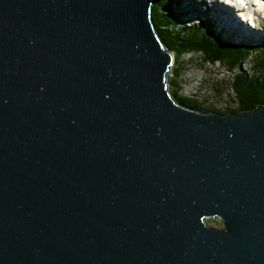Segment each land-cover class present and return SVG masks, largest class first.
Instances as JSON below:
<instances>
[{
    "label": "water",
    "instance_id": "1",
    "mask_svg": "<svg viewBox=\"0 0 264 264\" xmlns=\"http://www.w3.org/2000/svg\"><path fill=\"white\" fill-rule=\"evenodd\" d=\"M153 4L0 0V264H264V104L177 102Z\"/></svg>",
    "mask_w": 264,
    "mask_h": 264
},
{
    "label": "rangeland",
    "instance_id": "2",
    "mask_svg": "<svg viewBox=\"0 0 264 264\" xmlns=\"http://www.w3.org/2000/svg\"><path fill=\"white\" fill-rule=\"evenodd\" d=\"M205 1H208V3L197 0H175V13L178 16L177 19L180 28L188 29L189 26L196 23L198 18H204L214 24L216 30L223 35L226 41L236 40V42L239 41L251 44L264 42L263 0H249V2L246 1V3L244 0H234L236 6H231L229 2L226 1H223L222 3V0ZM215 7L218 8L217 10L222 11L220 13L221 15L223 14V11L228 13L231 16L233 23L239 25L244 31H246V35H244L243 38H240L231 30H228L224 20L220 19L215 14L218 13ZM248 15L251 18L254 17L253 25L245 21ZM224 17L227 18V16ZM157 29L161 33L162 30L159 26ZM165 29L169 30L170 26H165ZM247 32L256 35V38L251 39ZM172 52L175 53V51ZM179 57L180 58H178L176 54L175 63L168 77L169 79L171 77L176 79L181 87V95L196 98L199 102L203 103L205 107L215 110H224L226 108L235 109L239 105V102L235 99L236 94L232 87L235 73H238L239 71L237 67L231 71L221 60L218 59L216 61L203 60L202 63V60L199 59L197 55H194V53L183 54ZM176 58H178V62L176 61ZM251 63L252 60L246 62L243 61L241 65V71L246 73V76L248 77L246 80L248 83V73L252 72L250 70ZM249 85L251 84L249 83ZM261 89L264 90V84L261 86L254 85L253 87L254 92ZM206 223L217 229L222 228V223L219 219H207Z\"/></svg>",
    "mask_w": 264,
    "mask_h": 264
},
{
    "label": "trees",
    "instance_id": "3",
    "mask_svg": "<svg viewBox=\"0 0 264 264\" xmlns=\"http://www.w3.org/2000/svg\"><path fill=\"white\" fill-rule=\"evenodd\" d=\"M175 0H154L153 16L155 26L161 28L163 40L167 47L175 51L178 58L181 55L192 52L202 51L221 60L229 70L236 67L240 71L235 73L232 83L235 91V99L239 105L235 109L226 108L224 110H215L205 107L203 103L196 98L181 95V87L174 77L169 79L171 94L177 102L201 112L226 113L229 111H242L251 109L257 104H264V90L254 92L253 87L264 84V42L251 44L239 42L236 40L226 41L223 35L218 32L214 24L204 18H198L196 23L189 26L188 29L180 28L178 25V16L175 13ZM169 25L170 29H165ZM211 53V54H209ZM178 58L176 61L178 62ZM252 60L249 72V83L247 82L245 72L241 71V65L244 62ZM203 63V60L201 61Z\"/></svg>",
    "mask_w": 264,
    "mask_h": 264
},
{
    "label": "bare ground",
    "instance_id": "4",
    "mask_svg": "<svg viewBox=\"0 0 264 264\" xmlns=\"http://www.w3.org/2000/svg\"><path fill=\"white\" fill-rule=\"evenodd\" d=\"M197 1H200V2H206V3H208V1H205V0H197ZM223 1H226V2H229V4L231 5V6H233V5H235L236 3L234 2V0H222V3H223ZM246 1H248L249 2V0H244V2L246 3ZM263 2H264V0H263ZM243 5V4H242ZM210 6V5H209ZM236 6V5H235ZM252 6V5H251ZM245 7V6H244ZM216 8V7H215ZM218 8H216V10H217ZM217 12L218 13H215L220 19H223L224 20V23H225V25L227 26V28H228V30H231L236 36H238V37H240V38H243L244 37V35H246L245 34V32L246 31H244L239 25H236V24H234L233 23V20H231V16L228 14V13H226V12H224L223 11V14L222 15H224V16H227V18L226 17H224V16H222L220 13L222 12V11H219V10H217ZM256 13V12H255ZM218 14H220V15H218ZM253 19H254V17L253 18H251L249 15H248V17L246 18V22L247 23H249V24H251V25H253ZM248 33V35L250 36V38L251 39H254V38H256V35H254V34H251V33H249V32H247ZM258 35V34H257ZM259 35H261V34H259ZM249 38V39H250ZM213 63V62H212ZM168 81H169V77H168Z\"/></svg>",
    "mask_w": 264,
    "mask_h": 264
}]
</instances>
